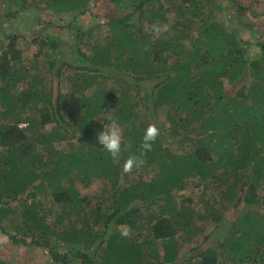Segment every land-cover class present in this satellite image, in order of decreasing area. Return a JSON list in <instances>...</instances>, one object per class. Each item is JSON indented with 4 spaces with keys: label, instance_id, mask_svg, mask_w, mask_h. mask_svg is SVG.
Returning <instances> with one entry per match:
<instances>
[{
    "label": "trees",
    "instance_id": "16d2710c",
    "mask_svg": "<svg viewBox=\"0 0 264 264\" xmlns=\"http://www.w3.org/2000/svg\"><path fill=\"white\" fill-rule=\"evenodd\" d=\"M98 1L0 0V234L51 264H264V12L108 0L95 14ZM36 12L73 13L50 25L77 32L76 51L25 29L46 26ZM113 120L118 160L96 140ZM149 124L160 135L125 174Z\"/></svg>",
    "mask_w": 264,
    "mask_h": 264
},
{
    "label": "rangeland",
    "instance_id": "374dc122",
    "mask_svg": "<svg viewBox=\"0 0 264 264\" xmlns=\"http://www.w3.org/2000/svg\"><path fill=\"white\" fill-rule=\"evenodd\" d=\"M239 1L245 2V4H247L250 7H253L257 11L264 12V2H262L260 0H239ZM98 4L99 5L108 4V6L106 8L98 6V8L94 9V11H93V12H95V14H102L101 12L102 11L104 12L106 9H108L110 3L108 2V0H99ZM6 9H7L6 6L4 8L3 6L0 5V12H5ZM45 14L42 15V13H41V15H40L39 12H36L35 13V20L44 21L46 19V26L42 24V25H35L34 28H32L28 23H25L26 24L25 29L34 30V32L36 33V32L41 31L40 29L42 28L43 32H45L48 35H51L54 38H57L58 41H61L62 47H65L66 49H69L70 51L75 52L76 50H74V45H73V43H75V39L73 37L77 32L71 33L69 30L57 31L55 28H51L52 25H50L52 23L57 25L61 20L70 21L73 13L55 14L54 16H51L50 14L47 15V12ZM91 14H87L83 17H78V18L76 17L75 18L76 22L74 21L73 25L76 26L77 28L80 27L79 30L86 32L87 28L93 26V24H94V19L91 17L92 16ZM116 14H118V11H116L115 15ZM20 15L24 16L23 13H19L18 14L19 18L13 20V22H15L16 28L20 27L19 25L22 23V18H20ZM27 18H30V15H28ZM49 21H51V22H49ZM9 22H6V20H5V22H1L0 23V28H1L0 31H2V30H3V32L11 31L12 28H11ZM27 25H29V26H27ZM25 29L24 30L19 29V30L27 31ZM263 29H264V27L259 28L260 31H263ZM25 33H28V32H25ZM96 39H99V36L96 34V32H94L93 33V40H96ZM139 114L142 115L143 112L140 111ZM97 187H98L97 184L94 183L90 187V192H93V190L97 189ZM258 194H259V196H261V195H264V192H260ZM202 195H204V194H202L201 189H196V192H194V197H193V201H192L193 206L197 205L196 202L199 200V197ZM255 198H257V194H256ZM142 209H143V207H141V210ZM149 209H153V207H150ZM242 209H244V208H242ZM233 218H234V215H233ZM195 245H196V242H195V244L187 246V250H190ZM185 258H187V256H185ZM0 259H2L3 261H5L9 264H45L48 262H49V264H51L49 257L46 256L43 253V251H41V249H39L35 246H32V245L31 246L30 245H28V246H25V245L15 246L10 241H8L5 238V236H3L2 234H0Z\"/></svg>",
    "mask_w": 264,
    "mask_h": 264
},
{
    "label": "clouds",
    "instance_id": "9594fccd",
    "mask_svg": "<svg viewBox=\"0 0 264 264\" xmlns=\"http://www.w3.org/2000/svg\"><path fill=\"white\" fill-rule=\"evenodd\" d=\"M151 31L159 35L161 27L158 24H153ZM160 135V129L155 124H149L145 129L140 145L141 152L139 155L129 156L122 166V171L125 174H130L134 169H139L146 164L145 156L147 152L151 151L153 144ZM96 140L99 145L106 150L114 160H118L122 150V130L117 121L113 120L103 126V130L97 133ZM121 236L124 238H131L133 232L130 227L123 226Z\"/></svg>",
    "mask_w": 264,
    "mask_h": 264
}]
</instances>
